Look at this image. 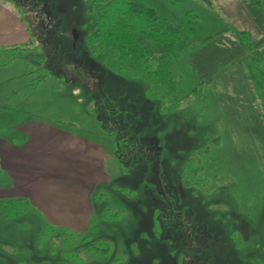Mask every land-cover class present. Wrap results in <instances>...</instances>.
<instances>
[{
  "label": "rangeland",
  "instance_id": "1",
  "mask_svg": "<svg viewBox=\"0 0 264 264\" xmlns=\"http://www.w3.org/2000/svg\"><path fill=\"white\" fill-rule=\"evenodd\" d=\"M8 1L31 40L27 53L0 52V135L76 134L102 148L108 178L86 177L82 223L62 200L4 215L20 197L0 171V264H264V87L252 63L264 73V0H138L171 22L198 19L171 57L175 92L145 83L154 61L88 41L92 0Z\"/></svg>",
  "mask_w": 264,
  "mask_h": 264
},
{
  "label": "crops",
  "instance_id": "2",
  "mask_svg": "<svg viewBox=\"0 0 264 264\" xmlns=\"http://www.w3.org/2000/svg\"><path fill=\"white\" fill-rule=\"evenodd\" d=\"M12 3L0 0V39L2 42L15 41L10 45L0 46V52L15 46H24L31 40L28 23L22 19L18 7ZM20 127L23 128H16L23 137L20 141L16 136L0 135V171L11 182L5 189L6 192L26 198L47 211L50 209L44 201L62 200L64 203L59 207L62 215L78 216L83 218L80 219L82 223H87L90 208L85 202L91 191L90 187L84 188L86 177L90 180L96 176L103 182L108 178L102 167V148L67 131L39 126L19 130ZM85 157L90 158L89 163H86ZM90 168L93 170L92 174ZM64 223L62 227L67 228H73L75 224Z\"/></svg>",
  "mask_w": 264,
  "mask_h": 264
},
{
  "label": "trees",
  "instance_id": "3",
  "mask_svg": "<svg viewBox=\"0 0 264 264\" xmlns=\"http://www.w3.org/2000/svg\"><path fill=\"white\" fill-rule=\"evenodd\" d=\"M91 6L99 11V14L94 15V20L91 18L92 29L88 37L90 43L108 47L107 49L114 51V58L120 61H131L134 64L143 61L149 67L151 61H154V68L147 67L144 74L145 83H154L171 92L177 91L178 83L172 76L173 72L170 68L171 57L180 41L198 32V19L192 10H189L185 18L177 23L169 21L154 8L147 7L138 0H92ZM151 48H153L152 51H150ZM156 49L160 52L158 57H155L153 53ZM3 51L16 56L27 53L29 48L15 46ZM250 52L251 50L247 53ZM252 63L255 77L263 88L264 73L254 62ZM147 91L150 90L147 88ZM2 203L3 214L13 216L23 213L30 206L26 198L12 199ZM18 207L22 209L18 210ZM155 227V229H161L157 219Z\"/></svg>",
  "mask_w": 264,
  "mask_h": 264
},
{
  "label": "water",
  "instance_id": "4",
  "mask_svg": "<svg viewBox=\"0 0 264 264\" xmlns=\"http://www.w3.org/2000/svg\"><path fill=\"white\" fill-rule=\"evenodd\" d=\"M73 38H74V41H76L77 39H78V34H77V32H76V29H73Z\"/></svg>",
  "mask_w": 264,
  "mask_h": 264
},
{
  "label": "flooded vegetation",
  "instance_id": "5",
  "mask_svg": "<svg viewBox=\"0 0 264 264\" xmlns=\"http://www.w3.org/2000/svg\"><path fill=\"white\" fill-rule=\"evenodd\" d=\"M45 13V11H43ZM46 14V13H45Z\"/></svg>",
  "mask_w": 264,
  "mask_h": 264
}]
</instances>
